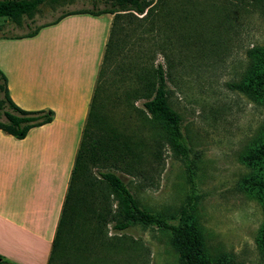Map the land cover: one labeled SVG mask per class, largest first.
I'll return each mask as SVG.
<instances>
[{
	"label": "rangeland",
	"instance_id": "1",
	"mask_svg": "<svg viewBox=\"0 0 264 264\" xmlns=\"http://www.w3.org/2000/svg\"><path fill=\"white\" fill-rule=\"evenodd\" d=\"M176 4H182L184 14L192 16L187 20L182 12L176 13ZM92 6V0H46L30 15L14 21L0 18V36L28 33L64 12ZM96 6L104 8L101 2ZM153 19L148 35V21L133 18L125 19L120 32L125 51L129 43L135 46L122 54L125 61L119 63L124 71L113 67L111 76L120 87L116 91L112 85L108 88L106 112L108 123L130 141L132 155L125 161L129 159L133 174L109 166L106 169L122 178L141 208L175 222L191 192L190 165L196 201L188 207L189 215L205 254L213 258L232 255L245 264H264L256 241L264 227L263 205L238 187V182L251 174L242 158L264 123V105L228 87L246 71V51L264 46V2L169 0ZM65 64L60 62L58 70L67 69ZM158 65L167 78L170 106L181 120L189 148L187 159L165 141L155 147L143 100L130 94L139 84L137 76L143 73L152 78ZM91 175L101 180L96 170ZM97 190L93 191L97 196L86 190L95 207L102 202ZM111 204L115 209V202ZM81 224L84 229L75 238L71 236L63 260L67 264H178L170 231L136 226L119 233L109 223L99 240L91 232L97 225L95 218Z\"/></svg>",
	"mask_w": 264,
	"mask_h": 264
},
{
	"label": "trees",
	"instance_id": "2",
	"mask_svg": "<svg viewBox=\"0 0 264 264\" xmlns=\"http://www.w3.org/2000/svg\"><path fill=\"white\" fill-rule=\"evenodd\" d=\"M44 1L46 0H0V18H10L14 21L23 15H30ZM92 1V9L64 12L52 23L38 26L24 36L10 37L15 39L34 37L41 28L55 24L68 15L79 13H89L94 16L113 15L97 85L48 264H67L63 260L67 259L71 236L75 238L77 232L84 229L81 223L94 218L97 225L91 232L94 231V235H97L99 240L102 239L103 235L101 234L109 223H113V230L119 233H124L136 226L156 227L170 231L173 245L178 253V264H245L236 261L232 255L210 257L202 249L198 229L190 220L189 215L188 207H193L196 201L192 187L193 172L190 165L187 167V171L191 192L187 205L180 210L175 222H170L160 215L141 208L122 178L115 171L106 169L109 166L133 174L128 163L129 159L127 162L125 161L132 155L130 141L125 137L123 139L122 135L120 133L119 135L117 130L108 123V113L106 112V102L109 98L107 96L108 88L112 85L116 91L120 87L116 86L117 78L111 76L113 67L124 71L123 65L120 64L125 61L122 54L130 53L135 46V43H129V50L125 51V43H122L119 38L120 32L124 30V21L127 18H133L139 22L148 21L149 28L145 32V35H148L151 33L150 22L154 20V16H159L162 13L169 0ZM249 1L255 4L264 2V0ZM97 2H101L104 8H97ZM175 6L178 7L176 13L182 12L187 20L192 16L190 13L184 14L182 4L180 7L177 4ZM179 19L181 17H178V21ZM246 56L249 60L246 71L238 82L230 83L228 87L232 91L241 93L252 101L264 105V46H253L246 51ZM119 75L122 77L120 73ZM110 80H112V84H109ZM137 80L139 84L134 90H131L130 94L135 100H143L142 106L148 115L146 116L148 119L145 118L152 135L154 133L155 147H159L165 141L182 159H187L189 154L187 140L182 132L180 117L170 106L167 78L162 65H158L153 70L152 78L141 73L137 76ZM53 117L54 113L49 109L25 111L16 106L8 95L6 77L0 71L1 131L17 140H22L31 129L50 123ZM242 161L250 167L251 174L242 178L238 182V187L247 195L255 197L264 209V123L251 140ZM93 170L98 172L101 177L100 181L92 177ZM95 189H98L97 194L102 199L97 207L88 198L89 192L88 195L86 194V190H91L90 194H92ZM92 196L97 195L93 193ZM110 200L115 202V209L112 208ZM84 210L89 213L83 212ZM95 236L92 234L93 238ZM256 241L259 254L264 259V227L259 231ZM0 264L10 263L0 257Z\"/></svg>",
	"mask_w": 264,
	"mask_h": 264
},
{
	"label": "crops",
	"instance_id": "3",
	"mask_svg": "<svg viewBox=\"0 0 264 264\" xmlns=\"http://www.w3.org/2000/svg\"><path fill=\"white\" fill-rule=\"evenodd\" d=\"M112 22L110 14L79 13L34 37L0 36L10 99L54 113L22 140L0 130V257L10 264H48Z\"/></svg>",
	"mask_w": 264,
	"mask_h": 264
}]
</instances>
